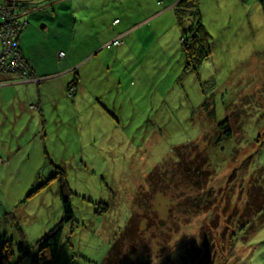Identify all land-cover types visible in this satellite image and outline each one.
<instances>
[{"label":"rangeland","instance_id":"1","mask_svg":"<svg viewBox=\"0 0 264 264\" xmlns=\"http://www.w3.org/2000/svg\"><path fill=\"white\" fill-rule=\"evenodd\" d=\"M46 1L64 7L59 12L78 21H72L75 33H65L82 47L76 57L93 55L82 61L90 62L89 68L77 71V103L68 104L76 95L67 93L61 105L69 108L51 112L45 136L33 141L27 130L31 143L21 150L18 129L0 127V233L14 239L9 263L35 264L37 242L63 224L58 257L43 264H105L148 174L175 147L190 145L174 151L177 159L168 162V174L158 184L164 190L136 209L143 213L141 237L130 250L125 244L121 249L134 253L123 254L119 264H130L131 258L137 264L163 263L168 254L185 249L196 224L194 196L219 208L232 202V195V204L243 207L246 179L264 180V5L261 0H189L187 7L178 6L185 0H57L56 5L37 0L38 13L47 12ZM5 6L18 7L14 0ZM116 19L121 25H114ZM197 20L209 52L198 69L188 70L182 38ZM15 24L12 20L11 27ZM124 34L120 46L112 45ZM37 103L33 106L41 111ZM228 118L239 133L217 146L218 131L213 130ZM201 139L216 160L213 168L203 154L198 158L211 171L205 189V184L199 188L193 183L194 176H186L187 167L194 172L199 166L190 159L202 150L193 144ZM63 193L72 204V221L63 222ZM241 220L237 215L227 223L224 219L226 226L216 228L215 237L231 239ZM21 241L30 254L19 262ZM235 244L230 259L218 251L213 264H264V227L239 235Z\"/></svg>","mask_w":264,"mask_h":264},{"label":"trees","instance_id":"2","mask_svg":"<svg viewBox=\"0 0 264 264\" xmlns=\"http://www.w3.org/2000/svg\"><path fill=\"white\" fill-rule=\"evenodd\" d=\"M188 1L189 0L182 1L178 6ZM261 3L264 5V0H261ZM185 6L187 7V5ZM184 32L185 33H183L182 41H183V52L186 58V69L190 70L194 68L196 70L198 69L202 59L207 57V53L209 52L206 32L200 20H197L195 24L192 25L189 29L185 28ZM124 36L125 34L122 37L119 36L121 39L120 44L115 46L121 45ZM8 77L13 79L12 76H8ZM71 88L69 89V92L71 91ZM229 122H230V118L218 124L213 130V131H218V136L215 140V142L218 143L217 146L221 145L222 143H226V141H230L238 132L236 126L234 128L232 126H231L232 128L229 126ZM213 131L209 132L207 135H211V133H214ZM205 138L206 136L203 137L204 140ZM203 139L197 140L195 141V143H193V144L196 143L201 144L202 150L199 151L195 156L191 157L190 161L193 160L192 163L195 162L194 160L198 161V158H200L201 154H203L202 157L204 158V162H206L207 166H209L210 164L211 167L215 168L216 160H214V156L211 155L212 153L210 152L211 153L210 154L208 149H206L207 147L203 146ZM187 146L190 145L175 147L173 150V155H171L170 157H166L161 164H159L156 168H154L155 170L153 169L148 174L145 180V185L141 186V188L139 189V191L135 196V200H134L135 206L132 216L130 217L124 229L121 231V234L112 244L111 250L109 252L108 257L106 258L105 264H119L120 258H121V263H123L122 261L123 254H124L123 256L127 255V257H133L134 252H127L125 254V252L124 253L123 251L121 252V249L124 247L125 244V246H127L130 250L131 249L130 247L132 248L134 247V243L132 241L141 237L140 234L142 233L140 232V230L143 221V213L137 211L139 209L138 207H141V205H143L144 203H148L149 201L152 200V198L156 197V195L160 191L164 190L158 184L164 182L162 178L168 172L166 165H168V162H172L173 164L177 159L178 155L174 153L175 150ZM197 164L199 165L198 167H196ZM195 167L196 168L194 172L193 169L190 168V166L187 167L186 176L187 177L194 176L193 183L199 188H201V186L205 184L204 186L205 189L209 184L208 180L210 179L211 171L204 170L202 168V164H200V160L195 164ZM213 168L210 169L214 170ZM202 177L204 180L201 181ZM263 181L264 180H262L259 176H250V179L248 180L246 179L244 186L247 185V192H246L245 203L244 205H242L243 207H240L238 203H234V205L232 204V202L234 201L232 195L231 196L229 195L228 197V199L231 198L232 202L227 200V203L224 205V207L221 206L219 208L217 205L218 203H214V201L209 203L210 199L202 200L201 196L199 198L194 196L196 200L192 202L193 204L191 207L193 210L194 208L196 209V211L192 215V217H194V220H196V224L195 226L192 227V230L191 229L189 230L191 231L190 233H188L189 238L186 241V244L185 243L183 244V246H185L184 247L185 249L182 253H178L177 255L174 254L172 255L171 253L168 254L167 259L163 263L160 262V264H213L214 256L216 255V253H218V251L227 252L226 254H228V258L230 259L231 258L230 254L235 252L237 248V245L235 244V240H237L239 235L242 237H247L250 236L252 233L256 232L258 229L264 227ZM62 192L63 191H61V193ZM205 193H208L206 196L209 195L210 198L212 197L210 191H205ZM224 196H226V193L222 195L221 200H219L220 204H222V201H224L225 199ZM61 197H62L64 214H65V219L63 222L72 221L74 212H73L72 204L69 201L70 199L68 195L64 193L61 195ZM203 202H204V207L202 209L201 203ZM209 204L211 205V207H209ZM104 208L107 209V207ZM213 210L214 212L211 213V211ZM204 215H206V218L209 217V219L207 220L211 222H208L206 218L203 219L202 216ZM236 215L239 216L242 220L239 223H236L233 229V237L231 239H229L228 237L226 239L223 238L224 240L222 239L219 241V239L216 238L214 235L215 229L225 227L226 224L224 219L226 220L227 223V220L229 221V219L231 218L233 220ZM145 220L149 221L150 220L149 216L146 215L144 217V221ZM204 220L206 221L203 224ZM135 224L136 226L134 228ZM207 228H211V229L207 230ZM63 230H64L63 224H60L54 230H52L50 234L44 236L37 242V253L34 255L35 264H43L47 260L56 259L58 257L59 249L63 239ZM165 236H169V235L165 234ZM13 246H14V239L11 236H9V234L1 232L0 233V264H10L9 260L14 254ZM17 249L19 255V262L27 258L30 254L28 248H26L25 244L22 241L17 243ZM113 252L115 253L117 252L116 255L113 256ZM130 260H132V263L130 264L138 263L137 261H134L133 258H131ZM149 261H152V259Z\"/></svg>","mask_w":264,"mask_h":264},{"label":"crops","instance_id":"3","mask_svg":"<svg viewBox=\"0 0 264 264\" xmlns=\"http://www.w3.org/2000/svg\"><path fill=\"white\" fill-rule=\"evenodd\" d=\"M14 1L18 5L15 10L18 22L27 21V25H23L18 35V44L29 64L30 72L33 70L34 75L40 79V83L13 82L12 78L0 75V117L4 119L0 127H7L8 130L10 125L12 132L18 129L16 131L19 137L16 139V144L24 150L31 143L27 130L33 132V141H36L40 136L46 135L45 126L47 127V119L52 115L51 112L60 113L69 108V105H61V103L67 101V93L71 87V89L75 88L76 97L70 99L68 104L77 103V81H81L77 71L81 72L83 68L90 65V62L84 65L82 61L93 54L88 56L83 54L84 58L81 60L76 57L78 50L82 47L68 41L65 33H72V30L75 33L76 26H72V21L74 23L78 21L74 17L68 18L66 13H60L59 10L62 11L64 7L54 6L46 1L42 4L47 12L38 13L39 8L36 5L41 3L37 0ZM49 1L55 5L58 2L57 0ZM10 2L11 0H0V4L4 6ZM24 7L29 9L27 13L21 12ZM116 21L117 19L114 20V25H121V21L118 23ZM2 23L3 19L0 15V25ZM60 53H65L64 57L61 58ZM96 66L99 69L102 68L99 64ZM33 101H38V105L42 104L41 111L38 108V110L33 109ZM12 144L15 143L12 142Z\"/></svg>","mask_w":264,"mask_h":264},{"label":"built area","instance_id":"4","mask_svg":"<svg viewBox=\"0 0 264 264\" xmlns=\"http://www.w3.org/2000/svg\"><path fill=\"white\" fill-rule=\"evenodd\" d=\"M0 15L2 16L3 22L5 20H15L14 16L12 15V8H8L6 6L0 5ZM16 21V20H15ZM119 21L117 20V23ZM8 24V23H7ZM7 24H3V28L0 31V37L1 39H5V49L4 54L0 58V75L5 76H12L13 78H16L17 80L23 81L25 77L30 76V72L28 69L27 62L24 63L23 66H21L17 61H15L14 57L15 54L11 52V40L14 41V35L18 33H13V28L11 27L12 31L9 30V35H5V26ZM21 24V23H19ZM17 25V21L16 24ZM14 25V27H15ZM23 28V26H22ZM22 28L20 30H22ZM120 37L115 39L112 43V45H119L120 44ZM60 57H64L63 53L59 54Z\"/></svg>","mask_w":264,"mask_h":264},{"label":"bare ground","instance_id":"5","mask_svg":"<svg viewBox=\"0 0 264 264\" xmlns=\"http://www.w3.org/2000/svg\"><path fill=\"white\" fill-rule=\"evenodd\" d=\"M12 15L15 17L16 15V12L15 10H12ZM11 22H12V19L8 20V24L5 26V35L8 36L9 35V29L11 28ZM23 25H27V21H23L21 24H19L17 22V25H15V27L13 28V33H18L17 35L15 34L14 35V41L11 40V52L13 54H15V61H17L21 66L24 65L25 62H27L24 54H23V51L21 50V47L19 46L18 44V35L20 34V29L22 28ZM1 38V37H0ZM1 42H2V51L0 53V58L3 56V52H4V49H5V42L6 40L5 39H1ZM65 55V53H63ZM62 58V57H61ZM27 65H28V69H29V72H30V67H29V64L27 62ZM16 78H13L12 81L13 82H16V81H19V82H22V83H32V82H35V83H40V79L34 75L33 73V70L30 72V76L29 77H25L23 81H20V80H15ZM71 94H74V90L71 89L70 91ZM33 109H37V106H32Z\"/></svg>","mask_w":264,"mask_h":264},{"label":"flooded vegetation","instance_id":"6","mask_svg":"<svg viewBox=\"0 0 264 264\" xmlns=\"http://www.w3.org/2000/svg\"><path fill=\"white\" fill-rule=\"evenodd\" d=\"M16 10V9H15ZM18 22V18L15 19Z\"/></svg>","mask_w":264,"mask_h":264}]
</instances>
